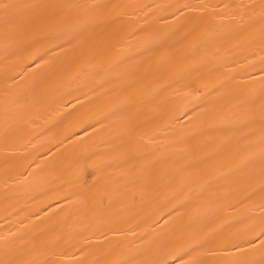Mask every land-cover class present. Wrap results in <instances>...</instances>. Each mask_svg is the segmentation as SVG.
I'll return each mask as SVG.
<instances>
[{
	"label": "bare ground",
	"instance_id": "6f19581e",
	"mask_svg": "<svg viewBox=\"0 0 264 264\" xmlns=\"http://www.w3.org/2000/svg\"><path fill=\"white\" fill-rule=\"evenodd\" d=\"M261 229L264 0H0V264L259 262Z\"/></svg>",
	"mask_w": 264,
	"mask_h": 264
},
{
	"label": "snow or ice",
	"instance_id": "6c2138e0",
	"mask_svg": "<svg viewBox=\"0 0 264 264\" xmlns=\"http://www.w3.org/2000/svg\"><path fill=\"white\" fill-rule=\"evenodd\" d=\"M69 7H78V6L70 5ZM79 27H80L79 25H74V26H72V31H74V32H78V31H79ZM82 35H83V33H80V36H82ZM80 36L73 35L71 39H68V40L66 41V44H67V45H72L73 40L79 39ZM154 43H155L154 40L149 39V40L146 41V45H145L146 48H147V50H148L149 52L153 53V54L160 52L161 49L163 48V44H160L158 47H152V45H153ZM64 46H65V45H63V44L60 45V47H64ZM81 47H84V44H81ZM41 59H43V58H41ZM52 71H53V73H55L56 70L53 69ZM259 235L262 236V237H264V229H261V232L259 233ZM260 246H261L262 248H264V239H261V241H260ZM236 250H237V251L240 250V249H239V246H236ZM189 255H190V253H189ZM180 264H184L183 258H181V262H180ZM192 264H203V262H202V261H196V260H194V261L192 262ZM225 264H264V260H261V261H259V262L255 261V260H233V261L225 262Z\"/></svg>",
	"mask_w": 264,
	"mask_h": 264
}]
</instances>
